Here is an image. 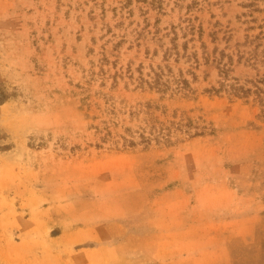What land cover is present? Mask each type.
Wrapping results in <instances>:
<instances>
[{
  "label": "rangeland",
  "instance_id": "rangeland-1",
  "mask_svg": "<svg viewBox=\"0 0 264 264\" xmlns=\"http://www.w3.org/2000/svg\"><path fill=\"white\" fill-rule=\"evenodd\" d=\"M263 74L264 0H0V264H264Z\"/></svg>",
  "mask_w": 264,
  "mask_h": 264
},
{
  "label": "trees",
  "instance_id": "trees-1",
  "mask_svg": "<svg viewBox=\"0 0 264 264\" xmlns=\"http://www.w3.org/2000/svg\"><path fill=\"white\" fill-rule=\"evenodd\" d=\"M224 71L227 73V77L229 76L228 72H229V69H226L224 68L223 69V73ZM179 84L181 83H185V85L187 84V81L185 80L181 82V80H178ZM162 80H161V76L158 75V78L156 80V84L160 85L162 84ZM248 83H251L253 86L250 87L246 84H241L239 82H236L234 84H231L230 85V88H231V92L232 94L234 95H238V96H248L250 95L251 93H255L257 95V99L263 104L264 106V74L261 75L259 77V79H256V80H251V81H247ZM223 85H225L223 83Z\"/></svg>",
  "mask_w": 264,
  "mask_h": 264
}]
</instances>
